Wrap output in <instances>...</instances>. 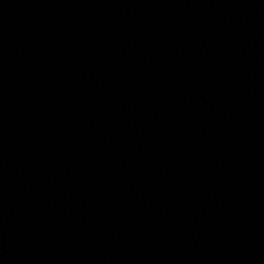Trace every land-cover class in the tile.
<instances>
[{
	"label": "water",
	"instance_id": "obj_1",
	"mask_svg": "<svg viewBox=\"0 0 264 264\" xmlns=\"http://www.w3.org/2000/svg\"><path fill=\"white\" fill-rule=\"evenodd\" d=\"M0 264H264V0H0Z\"/></svg>",
	"mask_w": 264,
	"mask_h": 264
}]
</instances>
